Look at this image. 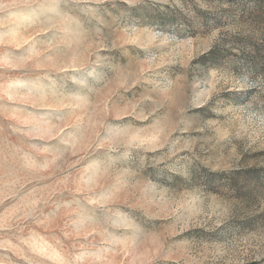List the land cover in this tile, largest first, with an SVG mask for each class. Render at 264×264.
<instances>
[{"label": "rangeland", "instance_id": "1", "mask_svg": "<svg viewBox=\"0 0 264 264\" xmlns=\"http://www.w3.org/2000/svg\"><path fill=\"white\" fill-rule=\"evenodd\" d=\"M0 264H264V0H0Z\"/></svg>", "mask_w": 264, "mask_h": 264}]
</instances>
